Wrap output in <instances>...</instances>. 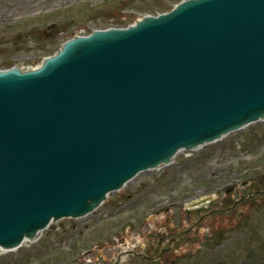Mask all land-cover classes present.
Wrapping results in <instances>:
<instances>
[{
  "label": "water",
  "instance_id": "1",
  "mask_svg": "<svg viewBox=\"0 0 264 264\" xmlns=\"http://www.w3.org/2000/svg\"><path fill=\"white\" fill-rule=\"evenodd\" d=\"M259 119L264 0H182L0 69V247Z\"/></svg>",
  "mask_w": 264,
  "mask_h": 264
},
{
  "label": "rangeland",
  "instance_id": "2",
  "mask_svg": "<svg viewBox=\"0 0 264 264\" xmlns=\"http://www.w3.org/2000/svg\"><path fill=\"white\" fill-rule=\"evenodd\" d=\"M178 1L0 0V68L38 65L75 33L126 26ZM256 187L264 189V120L139 172L94 211L53 221L36 240L0 250V264H264V194L226 210ZM218 206L225 208L198 219Z\"/></svg>",
  "mask_w": 264,
  "mask_h": 264
},
{
  "label": "flooded vegetation",
  "instance_id": "3",
  "mask_svg": "<svg viewBox=\"0 0 264 264\" xmlns=\"http://www.w3.org/2000/svg\"><path fill=\"white\" fill-rule=\"evenodd\" d=\"M257 191L258 190H254V192H256L257 193ZM184 233V231L182 230V231H179L178 233H176V236L177 237H174L173 235H170L169 236V238H170V240L172 241H170V242H168V243H166V246H163L162 244H161V252L154 258V259H161L162 258V256H163V253H164V251H165V249L167 248V246H171V245H173V244H175L176 242L178 243V240H180V239H178V237H180V236H182V234Z\"/></svg>",
  "mask_w": 264,
  "mask_h": 264
},
{
  "label": "bare ground",
  "instance_id": "4",
  "mask_svg": "<svg viewBox=\"0 0 264 264\" xmlns=\"http://www.w3.org/2000/svg\"><path fill=\"white\" fill-rule=\"evenodd\" d=\"M26 242V240L23 241V243Z\"/></svg>",
  "mask_w": 264,
  "mask_h": 264
}]
</instances>
